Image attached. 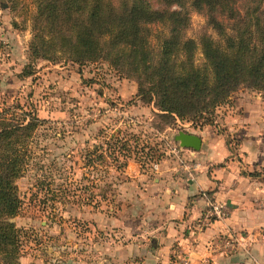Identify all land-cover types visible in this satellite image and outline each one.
I'll list each match as a JSON object with an SVG mask.
<instances>
[{
    "label": "rangeland",
    "instance_id": "374dc122",
    "mask_svg": "<svg viewBox=\"0 0 264 264\" xmlns=\"http://www.w3.org/2000/svg\"><path fill=\"white\" fill-rule=\"evenodd\" d=\"M35 1L0 0V114L14 120L30 116L42 120L27 141L29 162L17 180L22 205L9 221L21 230L19 264H71L73 259L80 264L99 256L97 250L87 248L89 243L83 236L90 224L86 208L92 205L110 210L113 201L118 200L120 178L115 165L120 161L113 162V157L119 154H112L106 144L109 140L115 144L118 130L122 132L120 138L123 134L138 137L140 147L160 148L162 161L172 158V147L178 146L174 136L179 131L206 126L226 130L220 119L228 112H237L234 103H245L248 95L264 98V92L240 86L230 103L217 109L212 125L202 126L197 114L189 111L185 120H168L160 115L151 94H141V86L148 88L149 81L131 67L113 66L107 60L80 66L59 51L53 60L36 58L30 47L37 13ZM236 2L240 7L245 5ZM170 8L181 10L178 5ZM182 11L189 19L182 37L195 42L194 61L202 65L203 36L218 40L220 33L210 24L206 10L188 4ZM230 16L218 15L227 31L234 21L226 18ZM146 26L150 44L155 46L153 51L165 36L172 35L166 24ZM180 59L185 60V55ZM228 141L235 142L230 134ZM131 144L135 146L134 141ZM96 149L99 151L95 153ZM144 170H151V164ZM106 194L108 198L103 199ZM73 226H80L84 233H80L83 239L79 242L74 241Z\"/></svg>",
    "mask_w": 264,
    "mask_h": 264
},
{
    "label": "trees",
    "instance_id": "16d2710c",
    "mask_svg": "<svg viewBox=\"0 0 264 264\" xmlns=\"http://www.w3.org/2000/svg\"><path fill=\"white\" fill-rule=\"evenodd\" d=\"M154 1L157 4L153 0H36L32 54L53 60L59 51L80 66L107 60L113 66L131 67L149 81L148 88L141 86V94L152 95L161 116L185 120L188 111L195 112L202 126L214 123L217 109L229 104L240 86L264 92V0H240L245 2L242 7L239 0ZM188 4L206 10L210 24L220 33L218 40L203 36L202 65L194 61L195 42L181 34L189 20L182 8ZM174 5L181 10H171ZM229 13L226 18H234L228 26L231 33L218 19ZM155 22L170 26L172 35L153 51L146 24ZM30 117L14 120L0 114V264H19L21 230L9 219L22 205L17 180L29 162L28 138L42 122ZM118 133L116 139L112 136L115 144L106 142L107 150L119 154L113 157V162L120 161L117 171H123L130 160L145 169L163 158L160 148L140 147L138 137L123 134L120 138L122 132Z\"/></svg>",
    "mask_w": 264,
    "mask_h": 264
},
{
    "label": "crops",
    "instance_id": "0c3cea01",
    "mask_svg": "<svg viewBox=\"0 0 264 264\" xmlns=\"http://www.w3.org/2000/svg\"><path fill=\"white\" fill-rule=\"evenodd\" d=\"M245 98L220 119L226 130H188L201 137L200 150L178 144L179 153L156 170L130 160L118 172L115 210L91 205L86 234L71 229L75 242L85 236L87 248L99 253L80 264H175L179 255L189 264H264V98ZM212 201L227 203L229 216L200 230ZM226 239L232 248H225Z\"/></svg>",
    "mask_w": 264,
    "mask_h": 264
},
{
    "label": "built area",
    "instance_id": "2783aa9c",
    "mask_svg": "<svg viewBox=\"0 0 264 264\" xmlns=\"http://www.w3.org/2000/svg\"><path fill=\"white\" fill-rule=\"evenodd\" d=\"M191 125H192L191 123L184 124L185 127H189ZM172 151L173 153L175 152L176 154L179 153L176 146L172 147ZM158 168H159V162H154L151 164V169L156 170ZM229 213H230V207L227 203L219 202V201L210 202L207 205L202 217L199 220L200 230H203L209 227L214 220H220V219L228 217ZM223 242H224L225 248H232L234 245L233 240L226 239ZM175 264H189V260L185 256L179 255L177 257V261Z\"/></svg>",
    "mask_w": 264,
    "mask_h": 264
},
{
    "label": "water",
    "instance_id": "95a60500",
    "mask_svg": "<svg viewBox=\"0 0 264 264\" xmlns=\"http://www.w3.org/2000/svg\"><path fill=\"white\" fill-rule=\"evenodd\" d=\"M174 140L183 148H190L194 150H200L202 147V139L195 133L189 131H179Z\"/></svg>",
    "mask_w": 264,
    "mask_h": 264
}]
</instances>
